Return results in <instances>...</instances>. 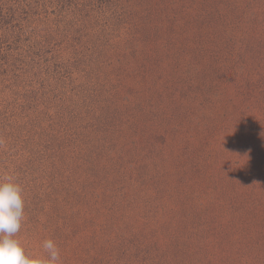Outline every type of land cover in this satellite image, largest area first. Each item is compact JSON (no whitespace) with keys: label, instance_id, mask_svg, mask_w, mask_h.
I'll return each instance as SVG.
<instances>
[{"label":"rangeland","instance_id":"374dc122","mask_svg":"<svg viewBox=\"0 0 264 264\" xmlns=\"http://www.w3.org/2000/svg\"><path fill=\"white\" fill-rule=\"evenodd\" d=\"M5 174L30 253L264 264V0H0Z\"/></svg>","mask_w":264,"mask_h":264},{"label":"clouds","instance_id":"9594fccd","mask_svg":"<svg viewBox=\"0 0 264 264\" xmlns=\"http://www.w3.org/2000/svg\"><path fill=\"white\" fill-rule=\"evenodd\" d=\"M23 189L14 176L0 175V264H62L52 239L43 242L44 255L26 251L17 238L24 219Z\"/></svg>","mask_w":264,"mask_h":264},{"label":"trees","instance_id":"16d2710c","mask_svg":"<svg viewBox=\"0 0 264 264\" xmlns=\"http://www.w3.org/2000/svg\"><path fill=\"white\" fill-rule=\"evenodd\" d=\"M13 1H15V0H13ZM14 3H16V2H14ZM12 10V9H11ZM12 15H13V13H11Z\"/></svg>","mask_w":264,"mask_h":264}]
</instances>
